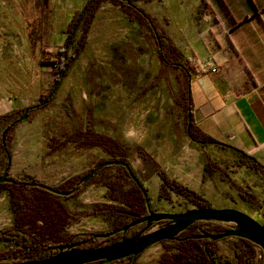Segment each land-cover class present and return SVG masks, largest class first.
Returning a JSON list of instances; mask_svg holds the SVG:
<instances>
[{"label":"crops","instance_id":"obj_1","mask_svg":"<svg viewBox=\"0 0 264 264\" xmlns=\"http://www.w3.org/2000/svg\"><path fill=\"white\" fill-rule=\"evenodd\" d=\"M201 1L206 6L211 4V14L187 13L186 17L176 21L177 25L169 20L161 28L155 25L157 32H165L176 49L175 53L164 50L168 65H161L156 52L155 55L159 69L173 68L178 73L180 95L176 101L177 108L171 106L172 110H161L158 124L149 122L147 125H136L129 121L121 129V140L127 147H141L156 163V168L161 169L170 179L200 194L209 204L213 201L220 203L228 195L239 197L235 191L238 186L254 191V187L248 186V178L261 184V195L259 192L253 194L259 203H263L264 180L261 175L246 168L240 154L218 144L246 153L264 167V0ZM52 3L51 24L44 46L33 51L34 44L28 42V73L24 68L23 78L19 77L18 81L21 93L12 98L7 79L0 86V116L15 114L33 105L31 103L34 99L38 101L51 85L54 74L49 65L42 62L43 52H56L63 45L67 24L74 13L82 8L84 0H53ZM98 10L87 32L85 46L67 70L66 76L61 79L53 99L37 110L42 114V119L51 116V106L57 96L62 102L68 97L72 110L78 112V103L71 100L74 92L80 98L78 78L91 68L93 58L100 59L98 52H107L112 44L104 38H92V33L99 31L96 24ZM162 41L167 45V41ZM176 65L185 67L189 73H182ZM186 119L188 125H185ZM40 121L32 127L13 126L10 130L8 146L15 150V167H19L11 175L8 171L10 176H18L22 170L31 174L32 166L42 160L37 155L49 152V137L53 136L50 127H39L42 125ZM189 124L194 131L202 132L215 142L203 144L192 141L187 133ZM60 135L62 139L54 146L62 145L65 149L76 150L78 154L87 150L101 151L96 147L81 149L75 144L64 142L65 136ZM0 160V167H3L5 160L1 152ZM207 160L215 168L212 172L206 171ZM78 174L76 170L58 185ZM147 176L145 184H154L158 196L161 184L159 178L156 174ZM42 184L46 185V182ZM10 196L0 187V228L15 224L18 207L11 202ZM69 200L58 199L68 215L70 212L66 204L71 203ZM37 224L41 225L40 222ZM65 228L60 234L70 235Z\"/></svg>","mask_w":264,"mask_h":264},{"label":"rangeland","instance_id":"obj_2","mask_svg":"<svg viewBox=\"0 0 264 264\" xmlns=\"http://www.w3.org/2000/svg\"><path fill=\"white\" fill-rule=\"evenodd\" d=\"M52 1L0 0V86L7 79L12 98L21 93L18 81L19 77L23 78L25 73L23 69L25 68L28 73L26 63H29L30 59L27 51L32 33L33 51L42 48L46 42L45 37L50 29L53 11ZM136 4L154 18L156 28L163 27L168 20L177 25L176 21L181 20L180 17H186L187 13L189 15L193 12L212 13L211 4L206 6L201 0H153L150 3L139 1ZM98 11L96 24L99 31L92 33V38H104L112 44L107 52H98L100 59L93 58L91 68L78 78L80 98L75 96L76 92L71 98L72 102L78 103V112L72 110L70 103L66 100L62 102L57 96L51 106L50 117L44 116L42 119V114L34 111L29 118L14 124L15 127H32L41 120L42 125L39 127H50V134L53 136L49 137V152L38 154L37 158L42 160H38L37 165L32 166L31 174L24 170L18 173L20 177L34 178L39 183L46 182L49 187L56 188L63 178L76 170L82 175L98 160L106 159V156L96 149L78 154L76 150L65 149L62 146L57 152H52L51 147L62 139L60 134L67 136L76 128H89L123 142L121 129L129 124V121L136 125L143 123L147 125L149 122L158 124L161 110H168L171 106L173 109L177 108L176 101L180 95L178 73L173 68L159 69L155 46L145 29L135 22H130L128 16L115 5L102 3ZM190 23L192 25V21ZM55 53L51 50L43 52L42 55V62L48 64L51 71L52 67L46 61L54 59ZM35 100L31 104L35 103ZM125 147L126 160L142 184L141 187L146 191L149 206L154 212L179 213L192 209L184 199L174 194H168L169 199H160L156 196L154 184H145L147 175H155L156 163L141 147H127L126 144ZM9 149L10 166L7 172L11 175L19 167H15V150L11 146ZM76 166L78 168L75 170ZM2 168L4 166L0 167V172ZM115 175L117 171L114 169L105 170L91 183L85 184L80 193L70 198L71 203L66 204L70 212L65 228L67 234H99L112 229L115 219L112 220L104 206H118V202L109 200V191L103 184L108 180L112 181ZM248 182L250 188L254 187V191L249 189L250 192H259L261 195L259 181L248 178ZM124 183L126 189L130 183L127 179H124ZM25 193L27 198L34 197L32 191ZM210 205L214 208L224 207L242 211L264 226V201L260 203L261 208L258 210L240 197L228 195L226 200L223 199L220 203L213 201ZM158 227L159 225H154V229ZM237 242V239L225 238L218 241L217 246L220 252L231 256ZM173 246L175 245L169 242L152 245L137 256L135 264H158L164 252L174 253ZM6 247L7 245L0 246L2 249Z\"/></svg>","mask_w":264,"mask_h":264},{"label":"trees","instance_id":"obj_3","mask_svg":"<svg viewBox=\"0 0 264 264\" xmlns=\"http://www.w3.org/2000/svg\"><path fill=\"white\" fill-rule=\"evenodd\" d=\"M139 1L150 3L153 0H84L82 8L74 13L67 24L64 31L65 39L63 45L57 49L54 59L46 61L51 65L54 76H52V82L46 94L31 105L34 107H26L28 109L27 118L29 113L40 110L53 99L54 92L61 79L66 76L67 70L70 68L71 64L75 62L82 48L85 46V38L92 19L95 17L102 3H109L117 6L128 16L130 22H135L143 27L156 47L155 52L161 65L169 64L165 58L164 50L167 49L170 53H175L176 49L166 37L165 32H157L153 21L154 18L143 8L137 6L136 3ZM33 38L34 34L32 33V38L30 39L32 45L34 44ZM162 40L167 41V45ZM171 65L174 64L171 63ZM176 66L180 68L182 73H189L185 67ZM55 86L56 88H54ZM66 102L69 103L68 97H66ZM24 109L19 110L15 114H4L0 116V126H2L0 152L5 160L4 169L10 166L8 135L14 124H16L15 120L23 114ZM185 125H188L187 119L185 120ZM191 126L192 125L189 124L187 133L192 141L197 143L202 142L203 144L206 142H215L210 137L202 134V132L198 130L194 131ZM7 128L8 131L5 134L4 131ZM2 135L3 139L1 138ZM63 141L69 144H75L81 149L96 147L101 150L102 154L106 156V159L98 160L97 163L93 164V166L87 169L82 175H75L54 188L66 192L68 194L67 196L52 194L49 190L40 188L39 186L42 185V183L34 180V178L20 177L19 175L10 176L6 173L8 181L1 183L0 187L4 188V190L11 195V202L18 207V211L16 212L15 224L13 226L0 228V246L7 245L5 249L0 248L1 264H8L2 263L4 261L18 264L29 260H40L54 253V248L62 243L78 242V249H97L106 245L109 246L121 239L136 235L137 233L139 234L144 230V224H137L125 232L119 231L106 238H95L94 236L96 234L93 233H76L67 236L60 234L62 229L67 225L69 215L58 199L73 198L81 191L85 184L91 183L97 175L107 169H114L117 171V175H115L113 180H108L103 186L109 191V200L111 202H118V206H104V209L107 210V214L112 217V220L115 219V224L112 226V229L99 234L110 232L119 227H125L131 221L137 218L140 219L148 214L147 204L145 203L148 197L146 196L145 198L143 196L140 189L128 177L125 172V167L123 166H106L94 174L87 183L84 185L80 184L81 179L92 168L108 160L123 161L131 170L132 168L126 160L127 148L125 147V143L112 139L108 135L96 133L89 128L83 130L76 128L71 134L65 135ZM218 145L230 149L233 153L240 154L243 161L242 164L246 166V168L261 175V178L264 180V167L253 159V157L234 150L229 146L223 144ZM60 146L62 145L51 147V151L55 152ZM214 169L212 164L207 160L206 171L212 172ZM154 172L161 182L158 190V197L160 199H169L168 194L171 193L184 199L185 203L191 205V208L206 209L212 207L209 201L200 194L170 179L161 169L156 168ZM1 173L2 172H0V175ZM124 179H127L130 183L126 189L124 187ZM141 185L140 183V186ZM26 191H32L34 197H25ZM235 191L242 200L253 205L257 209L260 208L257 196L250 192L248 188L238 186L235 188ZM101 217L103 218V215ZM38 222H40L41 225H38ZM162 223L163 222H159L155 225L160 226ZM226 228V224L221 223L194 222L185 231H181L174 241L169 242L175 245L172 248L174 253L169 254L168 252H164L158 264H264V258L259 247L243 239H237L238 242L234 245L232 255L228 256V254L219 251L217 242L208 239L194 238L195 235L203 231L215 235L222 233ZM166 242L168 241L161 242V244ZM135 260H137V258L133 259V257H127L108 264H135ZM86 264H100V262L97 261Z\"/></svg>","mask_w":264,"mask_h":264},{"label":"water","instance_id":"obj_4","mask_svg":"<svg viewBox=\"0 0 264 264\" xmlns=\"http://www.w3.org/2000/svg\"><path fill=\"white\" fill-rule=\"evenodd\" d=\"M27 111V108L24 109L23 114L15 120V122L24 121L27 118ZM7 131L8 128L5 129L4 133L6 134ZM1 138L3 139V135ZM106 166L125 167V172L128 177L136 184V186L140 189V192L146 198L147 195L144 189L140 186L139 180L130 170V167L123 161L108 160L100 163L98 166L92 168L81 179L80 184L84 185L87 183L94 174ZM7 171L8 168H5L1 173L0 184L8 181L6 174ZM39 187L49 190L52 194L60 196L68 195L64 191L54 189L45 184H42ZM147 200L148 199L145 200L148 212L146 216L131 221L125 227H119L103 234H96L94 237L106 238L119 231L125 232L137 224H144V230L139 234L137 233L129 238L121 239L114 244L99 247L97 249H78V242L66 244L62 243L54 248V253H51L40 260H29L18 264H86L97 261H99L100 264H108L121 258L124 259L127 257H133V259H135L152 245L154 246L164 241H174L181 231H185L189 226L197 221L226 224L227 228L222 233L215 235L203 231L200 232V234L195 235L194 238L208 239L214 242H218L225 238L243 239L244 241L251 242L258 246L264 258V227L242 211L230 208L215 209L214 207H211L206 209L192 208L179 213L154 212V210L150 208ZM159 222L165 223L161 227L154 229V225Z\"/></svg>","mask_w":264,"mask_h":264},{"label":"flooded vegetation","instance_id":"obj_5","mask_svg":"<svg viewBox=\"0 0 264 264\" xmlns=\"http://www.w3.org/2000/svg\"><path fill=\"white\" fill-rule=\"evenodd\" d=\"M3 172V171H2ZM165 222H163L162 224H160V226L159 227H161L163 224H164ZM51 252H54V251H51Z\"/></svg>","mask_w":264,"mask_h":264},{"label":"built area","instance_id":"obj_6","mask_svg":"<svg viewBox=\"0 0 264 264\" xmlns=\"http://www.w3.org/2000/svg\"><path fill=\"white\" fill-rule=\"evenodd\" d=\"M214 71V70H213Z\"/></svg>","mask_w":264,"mask_h":264}]
</instances>
